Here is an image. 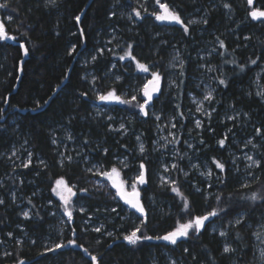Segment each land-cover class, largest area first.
<instances>
[{
    "label": "trees",
    "instance_id": "trees-1",
    "mask_svg": "<svg viewBox=\"0 0 264 264\" xmlns=\"http://www.w3.org/2000/svg\"><path fill=\"white\" fill-rule=\"evenodd\" d=\"M88 2L0 0L7 4L0 8L6 38L0 36V264H168L165 254L178 264H256L252 233L264 219V21L249 13L264 11V0H252L251 5L248 0H92L86 8ZM161 4L181 16L187 34L179 24L156 19L164 14ZM192 19L195 23L188 24ZM17 43L24 46L27 58ZM127 52L135 59L125 56ZM206 70L213 80L212 114L198 128L187 110L196 81ZM150 72L159 73L161 89L148 104L156 115L147 111L142 116L140 98L131 86H142ZM257 74L260 95L251 84ZM111 91L130 103L101 105L97 95ZM96 107L108 115L96 113ZM230 113L238 115L227 118ZM120 122L123 129H116ZM161 127L168 143L156 151ZM252 134L259 166L254 178L243 183L229 167L226 151L234 136L241 144L243 136ZM172 150L178 151L173 183L162 185L157 175ZM13 151L21 161L30 156L29 163H11ZM184 153L219 177L208 197L205 184L200 183L199 190L189 183L193 173L181 172L189 170L184 158L180 160ZM119 160L126 162V169H120L127 179L144 164L143 218L88 188L90 164L104 172L117 168ZM58 179L75 188L74 202L85 210L61 231L49 205L59 208L51 193ZM22 209L28 210V218ZM212 211L218 215L210 216L199 234L193 229L176 245L156 239ZM240 214V223H235ZM87 216L105 230L84 228L80 220ZM212 224L227 228L225 237L212 232ZM137 227V236L153 239L127 244L124 236ZM107 231L111 235L106 236ZM225 243L232 251L224 252Z\"/></svg>",
    "mask_w": 264,
    "mask_h": 264
},
{
    "label": "rangeland",
    "instance_id": "rangeland-1",
    "mask_svg": "<svg viewBox=\"0 0 264 264\" xmlns=\"http://www.w3.org/2000/svg\"><path fill=\"white\" fill-rule=\"evenodd\" d=\"M141 8H142V6H141ZM253 10H256L259 12H264V11H260L258 9H253ZM131 19H132V17H131ZM255 20H263L264 21V17H261V18L255 19ZM5 21L8 22V19ZM191 21H196V19H192ZM2 23H4V22L2 19H0V24H2ZM0 36L2 39H6L4 29L0 30ZM172 63L173 62L170 63V66H173ZM83 64H84V61H83ZM203 68H205V67H203ZM204 74H205L204 76L202 75V77L196 81L195 93H193L189 96L190 104L192 107L187 110V116H189V118L192 120L193 125L195 127H197V124H196L197 120L200 121V125H201V123L204 120H208L210 115L212 114V111L210 110V104L212 103V101L214 99L213 80L210 77V74L208 71ZM86 76L91 83L92 77L89 78L90 72H88L86 74ZM259 78H260V75L257 74L251 83L253 91L256 95H260L261 91H262ZM150 81H152V83H150ZM145 86H147V90L152 95L151 101L148 102V104L150 105L152 100L160 92L161 79H160L159 84H158V90H156V91H153V89L156 88L157 85L154 81L152 72H150V75L145 74V79L143 81L142 86L137 87L136 83L132 84L131 92L138 94V96L140 98V104L144 103L148 99L144 95ZM111 92H113V91H111ZM208 94H211V97H212V99L210 101L205 99V96ZM123 95H126V94L123 93ZM102 96H108V93L105 95H101V94L97 95V99H98L99 103L103 106L123 105V103L121 102V101H123L122 98L120 96H117L116 94H115V96L119 97V100H117L113 97H109L108 99L102 100V99H100V97H102ZM148 104L146 105L145 110L152 112L151 108L148 107ZM95 111H97L96 113H98L100 115L104 112L108 115V112L105 109H100L99 107H96ZM141 115L145 116L142 112H141ZM152 115H156L155 112H152ZM236 115H238V113H230L227 115V118L232 119V118L236 117ZM110 117L111 116H106V119L107 120L111 119ZM222 119H225V116H222ZM118 121H120V120H118ZM122 126H123V123L120 122L117 124L116 129H123L124 126L123 127ZM237 126H239V124ZM240 131L241 130H239L238 132H240ZM226 134H227V131L224 132V135H226ZM254 135L255 134L245 135V136H243L244 138L240 137L242 139L241 144L237 141V139H235V136H234V138H233L234 141H233L232 147H230L226 151V155H227V157L229 159V163H230L229 167L235 173H239L241 175V179H242L243 183H248L250 180H252L254 178L253 171L255 168H257V164H259L258 163L259 161L257 158L258 153L256 150L258 148V145L254 141ZM167 143H168V134L167 133L165 134L163 127H161L160 130L157 131V137H156V142L154 144V148L156 151H161V149H166ZM237 144H239L240 146H237V148H233ZM176 153H178V151L175 152L172 150L170 154H167V156L169 155L168 161L161 164V173L157 175V179H159V183L162 185H168L169 186L173 183L172 172L174 171L173 165H176L175 164V154ZM182 157L184 158V161H183L184 164L187 165V169H189V170L183 169V170H181V172L185 173V176H189L191 173H193L191 175V179L189 182L191 186H193V187L197 186V188L200 190L201 187L199 186V184L200 183L205 184V192L207 193L206 195L208 197L211 194L209 192V188L218 181L219 177L217 175L213 174V172L211 171V169L207 165L198 161L197 159H194L193 157L188 156L185 153L181 156L180 160L182 159ZM249 157H251V159H249ZM8 160H10L11 163L28 164L30 161V156L21 161L20 155L17 153V151H13L11 154V157H8ZM118 163H119L118 164L119 168L118 167L116 168L117 173L111 174L110 179L107 178L105 175H103V173H111L112 169L109 171L103 172L101 170V168L98 167L97 165L90 164L88 169L92 173L93 176H92L91 180L89 181V187L88 188H89V190H91L95 193L102 194L107 199L108 202L119 203L125 208L126 211H129V212L132 211L138 217L143 218L144 215H141L135 209L130 208L128 205H126L124 203V201L120 198L119 195H116L117 189H116V187H113V184L120 186L125 193L129 194L130 198L138 200L140 205L142 206L140 188L142 186L146 185L145 171H144V169H140L138 172L130 175L128 177V179L123 178L122 173H121V169H123L124 166L126 169V162L124 160H119ZM141 172L144 173V177H145V183H143V184H140L136 179ZM209 173H211V174L209 175ZM60 180H63V179L56 180L54 182L52 190H51L52 196L59 203V208L55 207V205L52 203L49 204L51 206L50 214L57 221L56 226H57V229L59 231H61L62 227L67 222L72 221L75 214L83 215L84 211H85L79 203L74 202L75 196H76V193L74 190L75 188H73V186H68L64 180H63L64 183L58 184L57 181H60ZM133 182L136 183V192L138 193V195H132L131 184ZM61 196L64 197L63 200L61 199ZM65 209H67V211H65ZM68 212L71 213V219L69 218V215L67 214ZM25 213H27V216H25ZM21 214L25 218L29 217V212L26 209H22ZM144 214H145V211H144ZM242 217H243L242 214L238 215V217L236 218V220L234 222L237 223V220L241 221ZM90 219H92V218H90L88 216L84 217L83 220H80L82 223L81 225L84 228H87V229L89 228V230H92V231L96 227H98L102 231L105 230V226L101 222H100L101 223L100 224V223H97V222L90 220ZM209 219H210V217H209ZM209 219L204 222V226L200 230H202L205 227V225L207 224ZM210 229L212 232L218 233L219 236H221V237H225V235H226V229L227 228L222 227L220 224H212L210 226ZM190 231H193V229H190L189 232ZM106 233H107L106 236H108L109 233H111V232L107 231ZM221 233H223V235H221ZM252 239H253L254 250H255V255H256L255 256L256 257L255 258L256 264H264V219H260L259 223L254 226L253 233H252ZM123 240L127 244H129L125 239H123ZM45 245H48L49 247H51L52 242L51 243L46 242ZM129 245H132V244H129ZM226 247L229 248V245L227 243L224 244V249ZM165 256H166L168 264H178V262H176L173 258L169 257L166 254H165ZM151 264H155V263L153 262ZM180 264H182V263H180Z\"/></svg>",
    "mask_w": 264,
    "mask_h": 264
},
{
    "label": "snow or ice",
    "instance_id": "snow-or-ice-1",
    "mask_svg": "<svg viewBox=\"0 0 264 264\" xmlns=\"http://www.w3.org/2000/svg\"><path fill=\"white\" fill-rule=\"evenodd\" d=\"M248 2H249V5L252 4V0H248ZM52 3L54 4L55 3V0H52ZM157 3H159V0H157ZM6 7H7V4L6 3H0V8H6ZM160 7L163 9L164 14L163 15H156V19L157 20H161V21L168 20L170 22H174L176 24H179L184 29L185 34L188 33L189 30H188L187 25H185L184 21L181 19V16L177 12H175V11H169L168 10V6L166 4H161ZM224 7L225 8H229L230 6L228 4H225ZM249 14L251 15V17L254 20L255 19H258V18H261V17H264V12H259V11H256V10L251 11ZM136 16L139 18L140 17V13L139 12H136ZM76 20L79 22L80 17L77 16L76 17ZM203 22L204 23H207V20L205 19ZM192 23H195V21H191V20L188 21V24H192ZM2 28H3V25L0 24V29H2ZM81 34H83V33H81ZM220 47L221 48L224 47V42L222 40L220 41ZM125 56H128V57H130L132 59H135V57H132L131 56V53L130 52L125 53ZM125 56H121L120 59L121 60L125 59ZM93 59H95V57H93ZM251 63L255 64L256 61L255 60H252ZM138 67L142 71L148 72V68L145 65L138 63ZM241 70H243V69H241ZM152 75H153L154 81H155V83L157 85V87L154 88L153 91H156V90H158V84H159V81H160L161 77H160L159 73H157V72H153ZM150 83H152V81H150ZM219 83L221 85H224L225 87H227V84H226V81L225 80L221 79L219 81ZM84 95H86V94H84ZM144 95L148 99L144 103L140 104L139 105V108H140V112H142L145 116H147L148 115V112L145 110V108H146V105L148 104V102L151 101V99H152V95L147 90V86H145ZM109 97H113V98L119 100V97L115 96V92H109L108 93V96H102V97H100V99L105 100V99H108ZM205 99L210 101L212 99L211 94L206 95L205 96ZM132 100H136V97L133 96L132 97ZM121 102L122 103H130V101H121ZM157 119H159V117H157ZM196 124H197V127H199L200 126V121L197 120L196 121ZM173 126H175V125H173ZM259 132H260V130L257 129V133H259ZM69 138L71 139V137H69ZM53 142H55V141H53ZM218 143H219V145L221 147L224 146V140L223 139H221L220 141H218ZM104 151H105V154H106L107 153V150H104ZM143 151H144L143 146H141V152H143ZM249 159H251V157H249ZM213 163H216V166L223 171L224 166L222 164L216 162L215 160L213 161ZM257 166H259V165L257 164ZM173 167H175V165H173ZM140 168L141 169L144 168V164L143 163L140 164ZM115 173H117V169L115 167H113L112 170H111V173H103V175H105L107 178L110 179L111 178V174H115ZM210 174L211 173H209V175ZM136 179H137V181L140 184L145 183L144 173L141 172ZM57 183L58 184L64 183V181L63 180H60V181H57ZM113 187H116V189H117L116 195H119L120 198L124 201V203L126 205H128L132 209H135L141 215H144V209L140 205V203H139L138 200L133 199V198H130L129 194L125 193L120 186H118L116 184H113ZM131 188H132V195H138V193L136 192V183L135 182H133L131 184ZM173 191H177L178 192V190L175 189V188H173ZM178 194H179V192H178ZM61 199L63 200L64 197L61 196ZM251 199L253 201L257 200V195L256 194H253V196L251 197ZM2 203H3V200H0V204H2ZM185 210H187V203L186 202H185ZM65 211H67V209H65ZM113 211H116V209L113 208ZM67 214L69 215V218L71 219V213L68 212ZM217 215H218L217 212L212 211V212L208 213L207 215L197 216V217H195L193 219H190L187 223H184V224L179 225L175 230H173V231H171V232H169V233H167V234H165L163 236L156 237V239L168 241L172 245H176L178 239H180V238H188L189 230L190 229H195L196 233L199 234L200 229L204 226V222L206 220H208L210 216L211 217H215ZM25 216H27V213H25ZM237 223H240V221L237 220ZM94 230L96 232H100V229L99 228H96ZM138 232H140V228L139 227H137L135 229V231L131 232L130 235L124 236V239L129 244H136L137 241L140 240V239H144V240H152L153 239L152 236H148V235L137 236V233ZM109 235H111V233H109ZM221 235H223V233H221ZM70 243H75V242L74 241H70ZM62 247H64V245H61V244H57L56 245V248H62ZM52 250H55V249H52ZM185 251H187V249H185ZM230 251H232V250L229 249V248H227V247L224 249V252L225 253H228ZM96 259L97 258L95 256L92 257V260L93 261H95ZM21 264H23V262H21Z\"/></svg>",
    "mask_w": 264,
    "mask_h": 264
},
{
    "label": "water",
    "instance_id": "water-1",
    "mask_svg": "<svg viewBox=\"0 0 264 264\" xmlns=\"http://www.w3.org/2000/svg\"><path fill=\"white\" fill-rule=\"evenodd\" d=\"M91 1H92V0H89L88 4L86 5V8L88 7V5L90 4ZM82 14H83V13H81L80 18H81V16H82ZM16 45H18V46L21 48L24 58H27V52H26L24 46H23L22 44H20V43H17ZM71 67H72V65H71ZM71 67H70V69H71ZM65 82H66V80H65ZM65 82L63 83V85L65 84ZM63 85H62V86H63ZM62 86H61V87H62ZM61 87H59V88L56 90V92H57ZM56 92H55V93H56ZM46 105H47V104H46ZM14 111H18V112H20L21 114H25L27 111H29V113H31V114H34V113L38 112V111H32V110H27V109H23V110H17V109H14ZM162 241H163V242H168V241H164V240H162Z\"/></svg>",
    "mask_w": 264,
    "mask_h": 264
}]
</instances>
